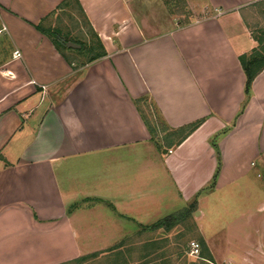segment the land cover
<instances>
[{
  "label": "crops",
  "instance_id": "1",
  "mask_svg": "<svg viewBox=\"0 0 264 264\" xmlns=\"http://www.w3.org/2000/svg\"><path fill=\"white\" fill-rule=\"evenodd\" d=\"M65 1L0 0V264L106 251L128 237L121 221L200 202L218 170L214 190L246 198L226 201L239 216L220 235L205 237L197 213L200 252L264 264V183L253 179L264 175V68L246 95L239 63L257 48L264 0H181L183 23L154 0H76L105 53L77 65L36 30ZM198 121L182 140L165 134ZM88 231L109 243L80 244Z\"/></svg>",
  "mask_w": 264,
  "mask_h": 264
},
{
  "label": "rangeland",
  "instance_id": "2",
  "mask_svg": "<svg viewBox=\"0 0 264 264\" xmlns=\"http://www.w3.org/2000/svg\"><path fill=\"white\" fill-rule=\"evenodd\" d=\"M71 2H67L66 5L62 6L60 10L56 12L52 21L43 23L42 27L53 31L55 35L59 36L61 39L65 40L64 49L68 56L76 62V65L84 60H89L92 55L98 53L97 37L92 32L86 18L78 11L77 6ZM142 2L144 0H141ZM156 11H164L169 19L173 21L178 20L181 23L185 21L186 8L183 7L181 0H154ZM141 11V9H139ZM181 13V16L179 15ZM166 17V16H165ZM192 18V17H191ZM252 25L258 24L261 29L258 32L264 31V17L263 19H258V16L252 17ZM256 31V30H255ZM254 31V32H255ZM59 39V40H61ZM97 45V48H96ZM156 121L161 128L164 130L160 118L156 116ZM163 128V129H162ZM166 135L173 134L175 137L184 134V130L177 132H170L167 130ZM154 138H159L160 134H154ZM220 165L218 166V168ZM219 175V170L216 172L215 179H212L210 185L202 191L201 196H203L200 202L195 199L189 203L188 207H191V212L189 216L177 215L175 213L181 212L183 209H179L173 214L177 216L172 218L173 220L169 223H164V219L170 215V213L160 217L155 222L150 221L147 225H141L132 223L129 219H124L126 221H121L123 230H128V234L122 239H119L116 244L125 241L128 244L125 248H121L118 253L109 256L108 254L100 255L98 258L89 259L83 264H144L151 259H154L152 264H206L201 260L200 252L198 257H193L189 253L188 244L190 241L199 242V234L197 231L196 220L198 218L197 213H202L199 218V225L205 235V237H212L216 234L220 235L224 231L226 232V220H230L235 216H239L237 212H232L229 208H226V201L243 202L246 198L245 192L241 190H235L234 193L230 194V191L226 190V187L217 188L215 181H217ZM255 184L262 185L264 183V175L259 174V176L253 177ZM249 202L255 199L252 195L249 197ZM170 198L171 204L174 205L175 199ZM187 208V207H185ZM102 209V211L100 210ZM239 208H236L238 210ZM100 213L104 217L114 219V214L111 212V207L109 209L99 208ZM84 214H88L87 217L94 216V211L91 212L84 210ZM189 212V210H188ZM187 214V213H186ZM172 216V215H171ZM230 217V218H229ZM227 218V219H226ZM118 226H120V220ZM115 220V221H116ZM96 221V219H95ZM169 225V227H166ZM154 226L156 228L154 229ZM134 232L130 233V231ZM88 231L85 233L88 239H81L80 244L84 243L90 249L100 248V246H106L109 240L102 238L100 234L91 233ZM130 233V235H129ZM81 235V232L79 233ZM128 238L130 240H128ZM114 244V245H116ZM114 245L110 246L113 247ZM202 248V246H201Z\"/></svg>",
  "mask_w": 264,
  "mask_h": 264
},
{
  "label": "trees",
  "instance_id": "3",
  "mask_svg": "<svg viewBox=\"0 0 264 264\" xmlns=\"http://www.w3.org/2000/svg\"><path fill=\"white\" fill-rule=\"evenodd\" d=\"M69 1L71 2V0H66L65 2H63L59 6L58 10H60L61 7L66 5V3ZM74 1L75 2H73V1L72 2L76 6H78L77 5L78 3L76 2V0H74ZM36 30H38L40 33L44 34L46 37L50 38L57 49L63 48V45L65 44V40H63L59 36L55 35V33L53 31H50L48 29H44L41 24L36 27ZM59 39H61V40H59ZM254 40L257 43V48L254 49L249 55H242L239 57V63H240V66L243 70V73L245 75L244 93L246 95H248L250 92L252 82L260 74V72L264 68V31L259 32L258 35L254 37ZM97 45H98V49H99L98 53L92 55V57L88 60V62L95 61V60H97V59H99L105 55L104 50L102 49V47L100 46L98 41H97ZM97 45H96V48H97ZM200 124H201V121H198V122H195L191 125L184 127L183 129H181V130H184V134L182 135L181 140L184 139L191 132L196 130L200 126ZM151 131H152V133H155L156 132L155 127H151ZM215 177H216V175H214L213 178L215 179ZM190 206L192 207V205H190ZM191 207L184 208L181 212L175 213V214L181 215V217L183 215L189 216V214H191V212H194L191 210ZM188 210H189V212H188ZM173 214L168 215V217H166L163 222L169 223V221L173 220L172 218L177 217V216H173ZM166 227H169V225H166ZM155 228H156V226H154V229ZM128 240H130V239L128 238ZM199 242H200L199 243L200 246H202V248L205 249L204 242L201 240V238H199ZM127 244H128L127 242L122 241V242L114 245L113 247L109 248L106 251L82 256V257H79L75 260L68 262L67 264H83L84 262L88 261L89 259H95V258H98V256L105 255V254H108L109 256L115 255V253L121 254V253H118V251L121 248H125ZM201 254L202 255L200 256V258H201V260H203V262H205L206 264H212L213 263L211 261V259L204 254V251ZM153 262H154V259H151L150 261H148L144 264H152Z\"/></svg>",
  "mask_w": 264,
  "mask_h": 264
},
{
  "label": "built area",
  "instance_id": "4",
  "mask_svg": "<svg viewBox=\"0 0 264 264\" xmlns=\"http://www.w3.org/2000/svg\"><path fill=\"white\" fill-rule=\"evenodd\" d=\"M14 56L18 57L19 54L17 52H14ZM170 152V151H169ZM189 253L193 257H198L200 254V246L196 241H190L188 244Z\"/></svg>",
  "mask_w": 264,
  "mask_h": 264
}]
</instances>
